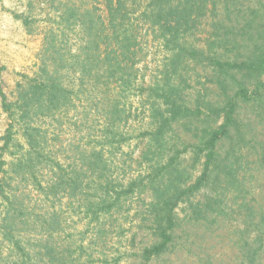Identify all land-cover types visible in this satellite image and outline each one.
Segmentation results:
<instances>
[{"label": "trees", "instance_id": "trees-1", "mask_svg": "<svg viewBox=\"0 0 264 264\" xmlns=\"http://www.w3.org/2000/svg\"><path fill=\"white\" fill-rule=\"evenodd\" d=\"M125 1L106 0L107 21L62 11L44 38L37 72L17 83L13 101L0 80L1 107L10 119L0 145V264H96L94 256L119 264L120 251L109 258L104 250L106 230L120 236L138 212L135 227L151 241L130 254L132 264L170 252L179 230L200 229L217 243L226 239L238 264H261L264 0H145L140 17L169 52L161 79L146 85L133 73L138 34ZM202 18L211 27L205 44L188 45L186 36ZM66 30L81 36L74 52L59 38ZM197 66L205 80L191 93L188 70ZM132 95L146 112L136 136L129 128ZM79 106L96 113L100 133L84 149L69 144L70 152H81L65 165L64 145L50 147L42 122ZM19 131L23 141L15 137ZM133 138L136 157L125 149ZM63 198L77 208L84 228L78 237L66 230ZM136 200L144 204L141 211ZM132 248L125 246L123 254Z\"/></svg>", "mask_w": 264, "mask_h": 264}, {"label": "rangeland", "instance_id": "rangeland-1", "mask_svg": "<svg viewBox=\"0 0 264 264\" xmlns=\"http://www.w3.org/2000/svg\"><path fill=\"white\" fill-rule=\"evenodd\" d=\"M247 1L248 3H254L256 0ZM124 3L128 11H130V22L136 27V33L138 34L135 55V59L138 61L133 70L137 77L136 81L144 85L156 82L163 75L162 71L165 67L164 64L167 62L169 52L164 48L161 38L158 37L157 30H152L149 27L150 23L140 17L139 12L143 8L145 0H135L134 2L126 0ZM62 11L74 12L75 15L88 12L95 20L96 15H100L104 21H107L106 0H0V80L2 90L5 92L8 101L15 99L17 83L23 80V76L32 77L37 72L40 58L45 56L43 52L44 38L51 27L58 25L57 22L60 20L59 13ZM131 11H134V13H131ZM209 22L210 19L208 18L201 19V22L197 24L192 33L186 36L188 45L203 46L205 44V38L208 37L211 28L208 24ZM80 37V34L76 31L69 30H66L63 36H59L73 52L77 50V43ZM188 72L193 76L188 79L190 86L186 89L188 92L195 93V89L201 87L197 80L200 82L205 80L204 71L197 66L196 70H188ZM180 81L183 86L185 81L183 79H180ZM100 86L99 89L105 88V84ZM133 91L136 92L137 90L134 89ZM188 99L190 98L188 97ZM135 100V95L130 96L127 105L135 119L129 128L136 136L140 127L139 124L146 120V112H143L144 108L142 110ZM67 115V117H62L60 120L47 119L46 122H42V126L47 130V140L50 147L58 149L60 145L61 147L64 145L61 159H63L62 161L65 165L73 161L71 157L76 155L80 157L81 152L78 150L77 154L74 152L73 154L69 151V144L73 150H75L74 146H81L84 149V147H88L85 142L93 140L94 143L96 135L100 133V119L91 108L79 106L77 110L71 111ZM9 124L10 119L1 107L0 98V145ZM18 128V125L14 123L13 129ZM175 129L176 135L180 133L183 136L180 129L178 131V128ZM175 133L173 134L174 137ZM15 137L23 141L20 131L16 132ZM136 139L131 141L129 147H125L128 152L134 150V157L138 155ZM124 158L130 161L128 156ZM5 159L8 161L10 156L5 155ZM77 159L75 163H78ZM135 167L136 164L133 163L132 168L127 169V172H132ZM193 172L194 175L198 174L197 169H194ZM59 205L63 219H67L66 230L77 233L76 237H78V231H83L82 229L84 228L79 220L77 208L64 198ZM134 205L138 206L141 211L144 204L141 200H136ZM183 207L184 204H179L176 207V211L180 216L184 214ZM138 215L133 217L134 220L125 224L126 227H129V230H122L120 236H116L114 228L108 227L106 230L108 239L106 238L105 240L104 250L109 258L116 257L120 251L122 255H120L119 264H132L135 258L130 254L151 241L150 236L144 229L135 227V221L139 219L141 212H138ZM218 232L225 235V231L217 230L216 233ZM87 233L84 239L88 243L91 238L89 237V232ZM132 233H136L133 240L131 239ZM178 236L176 245L170 252L163 254L159 258L151 259L148 264H213L215 260L220 259L224 264L239 263L238 254L225 243L226 239L217 243L214 239L204 236L202 229L200 231L191 230L185 232L179 230ZM127 245L135 249L132 248L128 254H123ZM71 249H74V246ZM93 249H95L94 245ZM261 257V264H264V253ZM84 259L85 253H83L81 261ZM93 260L96 264H101L97 262L98 258L96 256H94ZM207 261H211V263H207Z\"/></svg>", "mask_w": 264, "mask_h": 264}]
</instances>
